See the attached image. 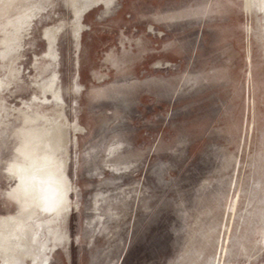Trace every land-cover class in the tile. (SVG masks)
Here are the masks:
<instances>
[{
    "label": "rangeland",
    "instance_id": "374dc122",
    "mask_svg": "<svg viewBox=\"0 0 264 264\" xmlns=\"http://www.w3.org/2000/svg\"><path fill=\"white\" fill-rule=\"evenodd\" d=\"M262 19L233 0H0V264L1 243L22 244L23 264H195L211 250L264 145ZM42 115L62 191L43 228Z\"/></svg>",
    "mask_w": 264,
    "mask_h": 264
},
{
    "label": "bare ground",
    "instance_id": "6f19581e",
    "mask_svg": "<svg viewBox=\"0 0 264 264\" xmlns=\"http://www.w3.org/2000/svg\"><path fill=\"white\" fill-rule=\"evenodd\" d=\"M233 4L245 14L256 10L263 16L264 21V0H233ZM245 30L249 34L252 28L245 27ZM246 55L252 57L250 48L246 50ZM42 117L44 127L36 141L35 152L38 163L43 166L39 170L40 178L36 186L39 204L34 207L32 213L35 223L40 227L56 207L59 194L62 192L59 186L54 185L52 178L58 162L53 148L56 127L52 123V118L43 115ZM254 126V123L249 125L250 132L255 130ZM251 167L246 181H236L227 204L221 209L220 224L214 227V235L209 240L211 250L196 259L195 264H254L259 256L264 254V145L258 152V159L252 160ZM1 245L8 250L5 255L6 264L24 263L19 261L16 255L17 250L23 247L22 244L19 247L16 245L8 247L3 243ZM22 250L25 253L24 247Z\"/></svg>",
    "mask_w": 264,
    "mask_h": 264
}]
</instances>
